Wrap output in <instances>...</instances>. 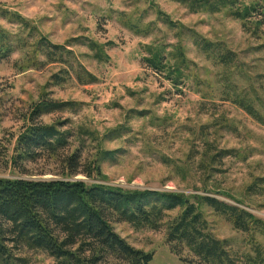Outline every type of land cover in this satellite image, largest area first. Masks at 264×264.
I'll list each match as a JSON object with an SVG mask.
<instances>
[{
  "label": "rangeland",
  "instance_id": "rangeland-1",
  "mask_svg": "<svg viewBox=\"0 0 264 264\" xmlns=\"http://www.w3.org/2000/svg\"><path fill=\"white\" fill-rule=\"evenodd\" d=\"M0 8L28 22L20 26L0 20L3 28L24 40L22 48L0 60V178L61 179L62 167L56 159L26 164L23 173L7 161L27 126L30 106L47 94L51 100L78 106L43 116L44 123L70 119L68 126L76 133L83 128L98 138L97 142L86 139L83 146L73 139L69 151L81 147L82 158L88 161L97 152H114L115 160L102 163L100 179L79 175L75 180L131 191H172L195 203L214 196L264 220V191H248L264 177V126L232 102L225 76L230 74L239 90L259 97L256 108L264 112V27L255 36L227 11L192 13L173 0H0ZM158 11L179 27L224 42L237 54L241 71L208 59L190 37L163 23ZM132 24L143 32L132 30ZM42 37L74 52L71 81L50 84L61 66L39 64L46 60L43 51L35 52ZM76 38L95 41L105 60L95 59L87 44L73 42ZM175 45L182 47L190 65L172 81L149 69L145 59L165 55L167 66L176 70ZM80 67L97 83L81 85L76 78ZM227 151L228 157L210 161ZM201 210L216 238L228 240L235 250L248 248V236L235 230L225 216L204 205ZM114 228L135 248L153 253L150 264H186L182 259H193L185 247L179 248V256L171 250L165 226L160 231L135 230L127 223H114ZM257 240L264 246V235ZM25 256L26 264H54L41 252Z\"/></svg>",
  "mask_w": 264,
  "mask_h": 264
},
{
  "label": "trees",
  "instance_id": "trees-1",
  "mask_svg": "<svg viewBox=\"0 0 264 264\" xmlns=\"http://www.w3.org/2000/svg\"><path fill=\"white\" fill-rule=\"evenodd\" d=\"M173 1L192 13L227 11L255 36L260 35L264 27V0H255L250 5H244L242 0ZM158 14L170 29H178L179 33L190 37L208 59L241 71L237 54L224 42L206 39L195 30L177 26L162 12L158 11ZM0 20L20 26L28 24L22 16L4 8H0ZM150 28L148 26L147 31ZM131 29L143 32L136 24H132ZM79 40L76 38L73 42L87 44L95 52V59L99 62L105 60L101 46L95 41ZM22 45L24 40L0 23V60L9 58ZM41 51L46 60L39 64L61 66V70L51 76V85L59 86L72 80V50L67 46L52 45L42 37L35 44V52L39 54ZM174 51L176 70L167 66L165 55L146 58V65L155 73L176 81L181 69L188 67L190 62L181 46L175 45ZM166 68L170 69V76ZM225 76L228 80L226 86L232 89V102L264 126V112L256 108L257 103L261 104L260 98L251 97L248 90H239L231 75ZM76 78L81 85L98 81L82 67L76 71ZM46 96L42 95L30 106L25 117L27 126L18 135L7 161L23 173L26 164L56 159L62 167L61 179L0 178V264H26L28 252H41L53 259L54 264H150L154 254L129 244L115 231L114 223H127L135 230L160 231L165 226L171 250L179 256V248L185 247L193 256L191 261L182 259L186 264H264V246L257 240L258 235H264V220L239 204H229L214 196H203L201 202L195 203L172 191H131L75 180L79 175L89 180L100 179L102 163L115 160L114 152L99 149L100 152L88 161L82 158L81 147L69 151L73 139L81 140L79 145L83 146L86 139L97 142L98 138L83 128L79 129L80 135L76 133L68 126L72 124L70 119L44 123L43 116L70 111L78 106L75 102L54 101ZM228 155V151L220 152L210 161H221ZM248 191H264V177L258 178ZM202 205L225 216L235 230L246 234L248 248L235 250L228 240L216 238L201 210ZM174 211L178 213L171 218L170 213Z\"/></svg>",
  "mask_w": 264,
  "mask_h": 264
}]
</instances>
